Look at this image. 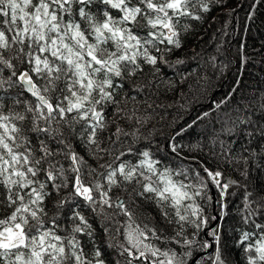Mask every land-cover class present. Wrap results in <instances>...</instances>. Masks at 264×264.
Listing matches in <instances>:
<instances>
[{
	"label": "snow or ice",
	"instance_id": "6c2138e0",
	"mask_svg": "<svg viewBox=\"0 0 264 264\" xmlns=\"http://www.w3.org/2000/svg\"><path fill=\"white\" fill-rule=\"evenodd\" d=\"M95 2L0 0V89L5 85L9 89L19 87L34 98L24 102L23 112L9 110L5 114L0 97V213H7L0 218V264H105L98 249L86 253L77 238V234H92L91 225L79 212H73L74 223L63 235L55 217L50 224L45 219L48 186L57 192L67 188L69 171L75 174L72 195L83 198L94 210L97 205L112 207L109 194L113 187L135 181L142 188L137 195L152 194L146 198L159 209L161 221L178 226L174 235H165L160 226L129 225V246L121 245V255L127 253L129 258L127 264L133 260L141 264H187L185 257H190L191 251L177 252L153 241L190 249L195 240L185 235L186 226L199 231L207 223L199 206L187 203L201 192L190 193L188 189L193 186L173 181L167 169L158 172L146 151L142 153L146 160L139 165H102L107 170L94 182L86 183L82 172L85 161L70 144H65L64 153L71 160L69 169L56 160L60 153L49 147V138L65 143L66 133L74 132L81 122V136L88 132V144L98 146L97 129L105 126L104 107L116 103V89L122 87L117 80L142 71L141 63L156 65L158 57L150 48L157 52L162 44L179 48L181 18L199 20L201 16L195 12L210 10L205 0H99L105 7L94 12ZM112 10L119 15L114 16ZM141 29L148 31L142 35ZM121 132L117 128L115 134ZM172 151H176L175 145ZM145 165L152 175L139 171ZM204 172L222 189L221 195L235 183L221 185L220 171L204 168ZM197 178L199 186L206 188L199 173ZM64 203L59 200L56 208ZM116 207L132 221L125 201L117 198ZM249 239L245 232L243 240ZM216 240L218 245V236ZM202 247L210 245L205 242ZM252 250L249 245L247 251ZM210 259L212 264H226L218 246ZM249 264H264V237L257 241Z\"/></svg>",
	"mask_w": 264,
	"mask_h": 264
},
{
	"label": "trees",
	"instance_id": "16d2710c",
	"mask_svg": "<svg viewBox=\"0 0 264 264\" xmlns=\"http://www.w3.org/2000/svg\"><path fill=\"white\" fill-rule=\"evenodd\" d=\"M205 2L210 10L194 13L201 19L181 18L179 48L168 44L159 45V52L150 48L158 57L156 65L141 63L142 71L117 80L122 87L116 89V103L104 107L105 126L97 129L98 146L88 144V132L81 136V122L74 132L66 133L65 143L49 138V147L60 153L56 160L69 169L71 160L64 153L65 144H70L85 161L82 172L86 183L94 182L107 170L102 165L115 168L123 162L136 166L146 160L142 153L148 152L147 159L158 172L167 169L173 181L193 186L188 189L190 193L201 192L187 203L198 205L200 215L207 220L199 231L186 226L185 235L195 240L190 249L153 242L177 252L191 251V256L185 257L187 264L199 255L202 257L197 264H212L210 257L217 246L226 264H249L257 241L264 237V228L256 227L264 225V0H236V7L231 6L234 0ZM104 7L96 0L92 10L98 12ZM112 13L119 15L116 10ZM147 31L140 30L142 35ZM0 97L5 114L9 110L23 112L24 102L34 101L21 88L9 89L7 85L0 89ZM17 99L21 101L18 104ZM117 128L122 130L118 136ZM122 152L125 155L121 156ZM204 168L220 171L221 185L235 181L225 190L223 216L219 191ZM139 171L152 175L146 165ZM197 173L204 178L206 188L199 186ZM66 174L67 188L57 192L51 184L48 186L45 219L50 224L55 217L63 235L74 223L73 212H79L91 225L92 234H77V238L86 253L98 249L105 264H127L129 258L127 253L121 255V245L129 246V225L160 226L165 235H174L173 229L178 226L161 221L159 209L146 198L152 194L137 195L142 188L135 181L113 187L109 194L112 207L97 205L94 210L83 198L72 195L75 174ZM117 198L125 201L132 221L116 207ZM59 200L65 203L57 209ZM6 214L0 213V218ZM218 231L216 245L213 233ZM245 232L250 234L247 241L243 240ZM205 242L210 247L203 248ZM249 245L251 252L247 251ZM212 246L213 251L206 254ZM132 264L141 262L133 260Z\"/></svg>",
	"mask_w": 264,
	"mask_h": 264
},
{
	"label": "rangeland",
	"instance_id": "374dc122",
	"mask_svg": "<svg viewBox=\"0 0 264 264\" xmlns=\"http://www.w3.org/2000/svg\"><path fill=\"white\" fill-rule=\"evenodd\" d=\"M236 0H234V2L232 3V7H236ZM200 34L201 33H199L198 35H197V37H199L200 36ZM217 189H218V193H219V198H220V202L222 203V205H221V208H220V211H221V216H223L224 215V210H225V205H224V199L226 198V195H225V191H224V194L223 195H221V191H222V189L221 188H219V187H217ZM221 228V223H220V225L218 226V229H220ZM219 231L217 232V234L215 235V236H213L214 237V239H216V236H220L219 235ZM216 245H217V240H216Z\"/></svg>",
	"mask_w": 264,
	"mask_h": 264
},
{
	"label": "water",
	"instance_id": "95a60500",
	"mask_svg": "<svg viewBox=\"0 0 264 264\" xmlns=\"http://www.w3.org/2000/svg\"><path fill=\"white\" fill-rule=\"evenodd\" d=\"M26 92V91H25ZM26 94L30 95L29 93L26 92ZM31 96V95H30ZM32 97V96H31ZM213 251V246L212 248L206 253L209 254ZM204 255V254H203ZM202 257V255L197 256L196 258H194V260L191 262V264H197L198 260Z\"/></svg>",
	"mask_w": 264,
	"mask_h": 264
},
{
	"label": "built area",
	"instance_id": "2783aa9c",
	"mask_svg": "<svg viewBox=\"0 0 264 264\" xmlns=\"http://www.w3.org/2000/svg\"><path fill=\"white\" fill-rule=\"evenodd\" d=\"M220 179V182H221V178H219Z\"/></svg>",
	"mask_w": 264,
	"mask_h": 264
}]
</instances>
